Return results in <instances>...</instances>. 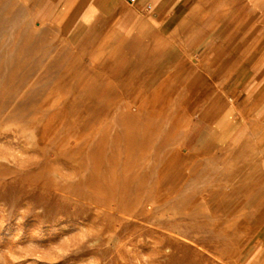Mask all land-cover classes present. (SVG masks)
Instances as JSON below:
<instances>
[{
  "label": "rangeland",
  "instance_id": "obj_1",
  "mask_svg": "<svg viewBox=\"0 0 264 264\" xmlns=\"http://www.w3.org/2000/svg\"><path fill=\"white\" fill-rule=\"evenodd\" d=\"M69 36L0 0V264L256 261L262 128L214 143L196 47Z\"/></svg>",
  "mask_w": 264,
  "mask_h": 264
},
{
  "label": "crops",
  "instance_id": "obj_2",
  "mask_svg": "<svg viewBox=\"0 0 264 264\" xmlns=\"http://www.w3.org/2000/svg\"><path fill=\"white\" fill-rule=\"evenodd\" d=\"M29 1L71 39L117 30L136 43L189 42L211 74L203 121L214 143H232L245 129L262 128L264 137V0ZM256 259L252 264H264V252Z\"/></svg>",
  "mask_w": 264,
  "mask_h": 264
},
{
  "label": "built area",
  "instance_id": "obj_3",
  "mask_svg": "<svg viewBox=\"0 0 264 264\" xmlns=\"http://www.w3.org/2000/svg\"><path fill=\"white\" fill-rule=\"evenodd\" d=\"M135 0H130V2H134Z\"/></svg>",
  "mask_w": 264,
  "mask_h": 264
},
{
  "label": "bare ground",
  "instance_id": "obj_4",
  "mask_svg": "<svg viewBox=\"0 0 264 264\" xmlns=\"http://www.w3.org/2000/svg\"><path fill=\"white\" fill-rule=\"evenodd\" d=\"M212 229V228H211Z\"/></svg>",
  "mask_w": 264,
  "mask_h": 264
}]
</instances>
